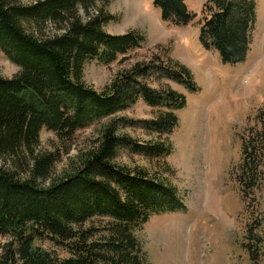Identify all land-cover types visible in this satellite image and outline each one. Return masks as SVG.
Instances as JSON below:
<instances>
[{"label": "trees", "instance_id": "1", "mask_svg": "<svg viewBox=\"0 0 264 264\" xmlns=\"http://www.w3.org/2000/svg\"><path fill=\"white\" fill-rule=\"evenodd\" d=\"M97 2L0 0V52L20 67L12 77L0 75V157L29 168L21 178L0 166V235L11 237L0 245V264H150L135 230L153 215L187 210L182 195L166 180L116 163L122 147L150 157L172 153L169 141L141 144L119 135V119L102 127L97 146L81 157L77 169L59 177L52 178L59 151L37 152L42 129L68 139L139 98L164 108L144 120V128L171 134L179 125L177 111L187 105L186 95L168 86L152 88L145 78L158 73L191 91L199 88L191 70L179 62L175 69L136 64L103 91L88 85L83 79L87 61L108 65L146 41L135 29L109 33L105 25L118 17L103 7L92 12ZM153 4L162 20L175 26L197 16L186 0ZM203 13L202 46L217 50L223 63L243 61L251 50L257 0H204ZM49 22L61 31L43 34ZM255 119L264 122V107ZM239 136L242 157L236 180L245 201L246 187L253 188L260 177L264 130L252 127ZM244 239L250 264H264V245L257 247L251 232ZM38 240L50 241L68 256L36 244Z\"/></svg>", "mask_w": 264, "mask_h": 264}, {"label": "rangeland", "instance_id": "2", "mask_svg": "<svg viewBox=\"0 0 264 264\" xmlns=\"http://www.w3.org/2000/svg\"><path fill=\"white\" fill-rule=\"evenodd\" d=\"M153 1L98 0L92 12L103 7L118 17L105 25L109 33L135 29L145 35L146 41L108 65L97 59L87 61L83 79L103 91L117 74L136 64L175 69V62L182 63L193 73L197 90L191 91L158 73L144 80L152 88L162 90L168 86L186 95V107L177 111L179 125L171 134L145 129L142 122L155 118L164 108L150 106L139 98L116 114L77 130L68 139L42 129L37 152L59 151L52 178L73 171L81 157L97 146L102 127L113 118L122 123L118 125L119 135H130L141 144L169 141L172 153L168 156L150 157L122 147L115 158L121 166L145 169L166 180L177 188L187 205L186 211L153 215L135 230L150 264H250L243 247L244 235L251 232L257 247L264 245V147L260 177L253 188L246 187L245 201L236 173L242 157L239 135L252 127L264 130V122L255 119L264 107V0H257L258 19L251 50L236 64L223 63L217 50L202 46L204 0H186L197 16L185 26L163 21ZM80 15L87 17L82 9ZM32 31L41 34L36 28ZM60 31L49 22L43 34ZM19 71L20 67L0 52V75L12 77ZM0 166L21 178L29 175V168L15 165L11 157L1 156ZM10 239L9 235H0V245ZM36 244L68 256L50 241L38 240Z\"/></svg>", "mask_w": 264, "mask_h": 264}]
</instances>
